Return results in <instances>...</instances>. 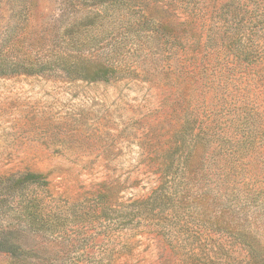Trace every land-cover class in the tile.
Instances as JSON below:
<instances>
[{"label":"trees","instance_id":"trees-1","mask_svg":"<svg viewBox=\"0 0 264 264\" xmlns=\"http://www.w3.org/2000/svg\"><path fill=\"white\" fill-rule=\"evenodd\" d=\"M79 1L103 7L82 19L34 23L32 4L21 0L0 47V75L56 74L89 83L156 78L152 83L164 88L174 116L172 133L166 145L160 140L155 163L127 173L123 189L147 192L125 201L105 183L103 191L70 202L52 196L39 173L9 175V235L0 234V252H9V264H113L114 249L105 242L135 230L153 233L172 254V264H228L217 251L233 264L262 262L264 240L248 224L221 216L213 225L184 201L203 200L224 171L208 153L222 137L220 125L209 120L211 111L205 118L208 109L199 112L203 80L209 86L229 75L255 84L263 80L264 0H220L219 19L207 34V9L181 12L175 3L182 0H173L170 16L161 15V3L153 16L137 0H62L66 16L77 12ZM235 191L242 206L257 195L248 188ZM35 238L37 252L26 248Z\"/></svg>","mask_w":264,"mask_h":264},{"label":"rangeland","instance_id":"rangeland-1","mask_svg":"<svg viewBox=\"0 0 264 264\" xmlns=\"http://www.w3.org/2000/svg\"><path fill=\"white\" fill-rule=\"evenodd\" d=\"M27 1L32 4L34 23L63 22L74 16L82 19L103 7L79 1L74 7L77 12L66 16L62 0ZM137 1L148 6L153 16L160 3L162 16L170 14L174 4L173 0ZM20 2L0 0V47ZM175 4L181 12L207 9L202 22V32L207 34L205 30L219 19L215 7L220 9L224 2L197 0L188 4L182 0ZM231 77L218 78L210 86L203 80L199 109H208L204 118L211 111L209 120L220 125L216 130L220 129L222 139L217 141L216 150L209 148L208 153L224 171L217 173L216 187L215 181L209 184L208 196L185 200L184 206H192L202 220L213 225L221 216L248 224L264 240V76L258 84ZM139 80L89 83L56 74L0 75V234L9 235V175L13 173L41 174L52 196L70 202L103 191L101 183L115 186V194L122 201L147 192L140 186L123 189L122 181L130 170L156 162L155 152L160 140L166 145L174 116L164 88L152 83L156 78L150 83ZM219 150L229 153L228 157ZM210 178L214 179L212 174ZM244 188L251 194L256 190L257 195L242 206V195L235 190ZM227 197L231 202L225 200ZM233 202L240 206H231ZM35 241L38 239L28 240L26 248L35 251ZM109 241L112 244L106 241L105 247L114 249L109 257L113 264H172V254L153 233L140 235L125 230ZM217 252L224 263L233 264L232 258ZM261 259L255 262L264 264V257ZM9 260V252H0V264H9Z\"/></svg>","mask_w":264,"mask_h":264}]
</instances>
